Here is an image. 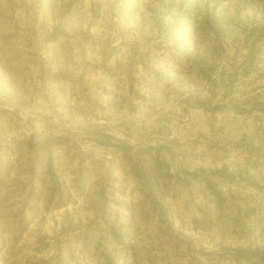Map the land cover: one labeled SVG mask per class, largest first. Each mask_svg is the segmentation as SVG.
<instances>
[{"label":"rangeland","instance_id":"374dc122","mask_svg":"<svg viewBox=\"0 0 264 264\" xmlns=\"http://www.w3.org/2000/svg\"><path fill=\"white\" fill-rule=\"evenodd\" d=\"M0 264H264V0H0Z\"/></svg>","mask_w":264,"mask_h":264},{"label":"water","instance_id":"95a60500","mask_svg":"<svg viewBox=\"0 0 264 264\" xmlns=\"http://www.w3.org/2000/svg\"><path fill=\"white\" fill-rule=\"evenodd\" d=\"M32 144V143H31Z\"/></svg>","mask_w":264,"mask_h":264}]
</instances>
